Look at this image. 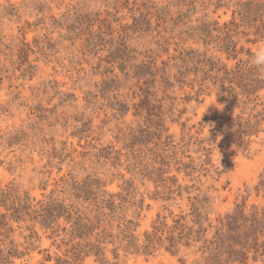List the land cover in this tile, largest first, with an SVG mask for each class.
Masks as SVG:
<instances>
[{
    "label": "rangeland",
    "instance_id": "374dc122",
    "mask_svg": "<svg viewBox=\"0 0 264 264\" xmlns=\"http://www.w3.org/2000/svg\"><path fill=\"white\" fill-rule=\"evenodd\" d=\"M262 42L264 0H0V264H204L264 207Z\"/></svg>",
    "mask_w": 264,
    "mask_h": 264
},
{
    "label": "trees",
    "instance_id": "16d2710c",
    "mask_svg": "<svg viewBox=\"0 0 264 264\" xmlns=\"http://www.w3.org/2000/svg\"><path fill=\"white\" fill-rule=\"evenodd\" d=\"M260 188L264 189V178ZM195 217L194 224L198 226V230L188 227L183 217L177 219L174 226L161 223L153 227V231L146 236L144 252L150 254V250L159 244L165 245V249L175 255L182 242L188 247L192 242L199 241L203 231L201 217L198 213ZM204 251L208 253L204 257V264H248L249 261H260L264 264V207L246 210L244 203L237 205L231 213L221 219L214 240L207 242ZM79 252L73 253L75 261L78 260L76 257Z\"/></svg>",
    "mask_w": 264,
    "mask_h": 264
},
{
    "label": "clouds",
    "instance_id": "9594fccd",
    "mask_svg": "<svg viewBox=\"0 0 264 264\" xmlns=\"http://www.w3.org/2000/svg\"><path fill=\"white\" fill-rule=\"evenodd\" d=\"M252 66L258 69H264V42L260 43L253 55L249 58Z\"/></svg>",
    "mask_w": 264,
    "mask_h": 264
}]
</instances>
